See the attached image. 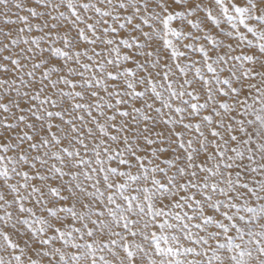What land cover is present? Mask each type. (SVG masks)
Returning a JSON list of instances; mask_svg holds the SVG:
<instances>
[{"label": "snow or ice", "instance_id": "6c2138e0", "mask_svg": "<svg viewBox=\"0 0 264 264\" xmlns=\"http://www.w3.org/2000/svg\"><path fill=\"white\" fill-rule=\"evenodd\" d=\"M0 264H264V0H0Z\"/></svg>", "mask_w": 264, "mask_h": 264}]
</instances>
